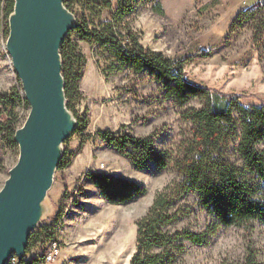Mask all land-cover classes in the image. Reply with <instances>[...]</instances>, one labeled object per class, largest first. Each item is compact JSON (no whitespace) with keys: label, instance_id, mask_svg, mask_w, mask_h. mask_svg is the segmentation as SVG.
<instances>
[{"label":"rangeland","instance_id":"rangeland-1","mask_svg":"<svg viewBox=\"0 0 264 264\" xmlns=\"http://www.w3.org/2000/svg\"><path fill=\"white\" fill-rule=\"evenodd\" d=\"M160 1L164 16L153 10L154 2L131 1L129 12L120 22L122 33H134L152 51L163 52L173 59L187 58L185 69L190 81L223 94L245 95L240 102L246 106H264V42L261 45L254 42L251 23L230 34L237 14L264 0ZM84 3L85 0H79L74 12L80 13ZM116 8L117 2L112 0V10L97 9L94 13L87 11V15L98 25L100 21L111 20ZM3 17L0 11V92H9L22 89V85L5 47ZM79 47L87 64L81 82L82 94L74 110L88 120V125L82 134H72L63 150L68 147L75 151L82 137H87L71 172L77 174L83 166L87 168L72 185L65 186L72 194L66 202L54 201L61 192L59 182L66 179L64 172L55 173L47 195L51 213L41 224L53 221L57 209L65 206L61 257L51 264H130L137 252L136 221L147 213L158 192L171 182H181V178L173 163L164 170L154 163L137 170L99 133L125 127L137 137L153 136L155 149L175 160L182 155L191 137V124L181 115L187 108H198L201 103L192 100L181 107L173 99L165 98V84L156 73H132L127 66L115 64L97 46L80 42ZM21 95L24 98L23 91ZM17 111L22 127L30 112L29 104L21 105ZM263 147L261 144L260 149ZM18 157V146L2 140L0 135V190ZM90 172L133 181L144 187L146 193L127 204H110L100 191L90 192L91 188L84 182ZM176 210L178 221L171 230L204 233L206 240L202 245L182 241V249L173 252L169 264H264V225L261 223L219 225L200 205L193 191L176 200ZM73 215V224L69 226L68 218ZM43 246L31 249L26 258L40 257ZM7 264L14 262L9 260Z\"/></svg>","mask_w":264,"mask_h":264},{"label":"trees","instance_id":"trees-1","mask_svg":"<svg viewBox=\"0 0 264 264\" xmlns=\"http://www.w3.org/2000/svg\"><path fill=\"white\" fill-rule=\"evenodd\" d=\"M78 1L63 0L79 25L67 34L60 48L67 107L74 112L78 122L74 134H82L88 125V120L79 117L74 110L82 94L81 82L87 64L80 51V42L97 46L108 53L115 64L127 66L132 73H156L165 84V98L173 99L179 106L184 107L192 100L201 103L200 107H189L181 115L185 122L191 124V137L182 155L175 160L155 149L153 136L137 137L125 127L119 131L99 133L137 170L150 163L164 170L173 163L181 178V182H171L158 192L147 213L136 221L137 252L130 264H169L173 252L182 249V241L195 245L205 242L204 233L171 230L178 221L176 200L190 191L197 195L200 205L214 216L219 225L241 226L254 221L264 225V147L260 149L264 144V106H246L240 102L245 95L223 94L190 81L185 69L187 58L173 59L163 52L152 51L145 48L134 33H122L120 22L129 12L128 6L133 0H117L111 20L100 21L98 25L91 21L87 11L112 10V0H85L81 12L76 13L74 7ZM149 1L154 2L152 8L156 13L165 15L160 0ZM14 5V0H0L6 37ZM246 23L253 26L254 42L263 44L264 3L257 2L241 10L232 22L230 34ZM21 91L14 88L0 92V135L2 140L13 146H18L14 137L21 127L17 109L23 104L28 106ZM68 141L64 144L67 145ZM86 141L87 137H82L75 151L65 147L58 172H64L72 165L73 158L82 153ZM86 177L113 205L127 204L146 193V189L135 182L106 173L90 172ZM71 195L66 189L60 201H68ZM64 210L65 206L61 205L53 221L60 219ZM53 238L54 232L48 231V223L41 224L29 238L25 257L16 264L45 263V253L32 259L26 256L31 249L39 244L45 245Z\"/></svg>","mask_w":264,"mask_h":264},{"label":"water","instance_id":"water-1","mask_svg":"<svg viewBox=\"0 0 264 264\" xmlns=\"http://www.w3.org/2000/svg\"><path fill=\"white\" fill-rule=\"evenodd\" d=\"M6 50L30 112L14 140L18 161L0 190V264L21 261L41 222L63 145L78 122L67 107L60 48L79 25L63 0H14Z\"/></svg>","mask_w":264,"mask_h":264},{"label":"built area","instance_id":"built-area-1","mask_svg":"<svg viewBox=\"0 0 264 264\" xmlns=\"http://www.w3.org/2000/svg\"><path fill=\"white\" fill-rule=\"evenodd\" d=\"M64 217L65 216L63 215L57 221H53V222L51 221L50 223H48V231L54 232V238L51 241H48L43 246L45 253L44 262L47 264L55 263L61 257L60 235L62 233ZM10 260L13 261L14 264L18 262V258L16 256L11 257Z\"/></svg>","mask_w":264,"mask_h":264},{"label":"crops","instance_id":"crops-1","mask_svg":"<svg viewBox=\"0 0 264 264\" xmlns=\"http://www.w3.org/2000/svg\"><path fill=\"white\" fill-rule=\"evenodd\" d=\"M115 0H113V2H114ZM116 2H117V0H116ZM80 156H77V158H75V160H73V163H72V165L67 169V170H65L64 171V174L66 175V179L65 180H61L60 182H59V187H60V193H59V195L57 196V198L54 200L55 201V203H57V202H59L60 200H61V197H62V195H63V192H64V190H65V186L66 185H68V186H70V185H72L73 183H74V181L76 180V178H78L81 174H82V170H86V168H87V166H83L82 168H81V171H78V173L77 174H72V172H71V170H72V168H73V166L75 165V163H76V161H77V159L79 158ZM85 164V163H84ZM85 173V172H84ZM84 182L91 188L90 190V192L92 193V192H99V190L92 184V182H91V180L90 179H87V178H84ZM92 190H94V191H92ZM74 215L73 216H70L69 218H68V222H69V226H72V222L74 221Z\"/></svg>","mask_w":264,"mask_h":264},{"label":"bare ground","instance_id":"bare-ground-1","mask_svg":"<svg viewBox=\"0 0 264 264\" xmlns=\"http://www.w3.org/2000/svg\"><path fill=\"white\" fill-rule=\"evenodd\" d=\"M42 207H43L42 219H45V218H47V217L50 215V213H51V211H50V213H49V209H50V207H49L48 204H47V198L43 201Z\"/></svg>","mask_w":264,"mask_h":264}]
</instances>
